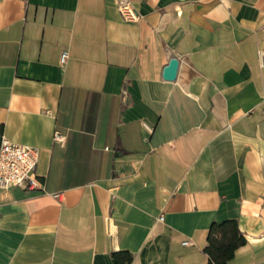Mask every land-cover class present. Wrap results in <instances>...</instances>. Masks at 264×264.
I'll use <instances>...</instances> for the list:
<instances>
[{"label":"crops","instance_id":"crops-1","mask_svg":"<svg viewBox=\"0 0 264 264\" xmlns=\"http://www.w3.org/2000/svg\"><path fill=\"white\" fill-rule=\"evenodd\" d=\"M130 1L0 0V140L45 188H0V264H206L229 218L264 264V0Z\"/></svg>","mask_w":264,"mask_h":264},{"label":"built area","instance_id":"built-area-1","mask_svg":"<svg viewBox=\"0 0 264 264\" xmlns=\"http://www.w3.org/2000/svg\"><path fill=\"white\" fill-rule=\"evenodd\" d=\"M118 8L126 19H136L138 14L130 0H118ZM70 52L65 49L60 56V62L64 65ZM50 112V110H47ZM146 127L153 131V126L146 124ZM65 135L56 130L54 139L64 141ZM40 158V148L36 145L14 141L5 134L0 140V188H10L13 186H26L27 188H44V185L36 176V168ZM59 196L60 192H55ZM159 220H164V215L158 216ZM194 241L188 239L184 244H193Z\"/></svg>","mask_w":264,"mask_h":264},{"label":"trees","instance_id":"trees-1","mask_svg":"<svg viewBox=\"0 0 264 264\" xmlns=\"http://www.w3.org/2000/svg\"><path fill=\"white\" fill-rule=\"evenodd\" d=\"M207 239L204 251L209 255V260L206 264H226L247 242L238 220L234 218L214 221L209 228ZM113 257L116 264H129L133 260V253L121 249L114 251Z\"/></svg>","mask_w":264,"mask_h":264},{"label":"water","instance_id":"water-1","mask_svg":"<svg viewBox=\"0 0 264 264\" xmlns=\"http://www.w3.org/2000/svg\"><path fill=\"white\" fill-rule=\"evenodd\" d=\"M179 65L180 59L177 56H173L164 68V77L172 80L175 79L178 74Z\"/></svg>","mask_w":264,"mask_h":264}]
</instances>
